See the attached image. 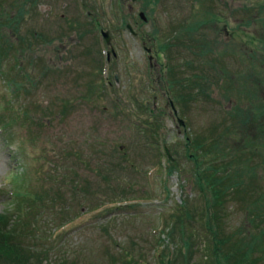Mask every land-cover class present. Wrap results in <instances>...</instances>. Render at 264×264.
Segmentation results:
<instances>
[{
    "label": "rangeland",
    "instance_id": "374dc122",
    "mask_svg": "<svg viewBox=\"0 0 264 264\" xmlns=\"http://www.w3.org/2000/svg\"><path fill=\"white\" fill-rule=\"evenodd\" d=\"M20 2L18 33L4 31L22 49L20 67L32 83L16 75L12 56L2 65L0 115L13 123L0 132V216L15 214L17 186L31 195L28 221L47 239L41 264H211L204 219L195 213L205 202L192 182L199 152L185 147L194 136L215 137L208 159L216 176L229 173L224 208L210 225L264 239V129L247 123L264 104V87L243 57L252 46L261 53L264 0ZM100 29L109 31V44ZM12 77L31 85L11 103ZM23 108L30 123L19 119ZM151 116L154 134L144 125ZM184 202L194 245L167 263L182 241L164 228L174 226L170 216Z\"/></svg>",
    "mask_w": 264,
    "mask_h": 264
},
{
    "label": "trees",
    "instance_id": "16d2710c",
    "mask_svg": "<svg viewBox=\"0 0 264 264\" xmlns=\"http://www.w3.org/2000/svg\"><path fill=\"white\" fill-rule=\"evenodd\" d=\"M5 3H8V0H0V72H2V65H5V63L8 62L12 56L15 60L14 66L18 70L15 71L16 69L14 68L16 75L21 74L25 80H28L30 78L29 73L22 71L18 59L23 51L22 49L19 50L15 48L17 41L13 39V35L11 33L8 35V32L6 34L4 31L5 28H7L12 29L15 34L18 33V27L21 19H17V14L22 16V14L25 13V4H22L20 0H14V6L9 7L4 6L3 4ZM121 5L122 3H120V6ZM245 9L246 11L250 10L249 7H245ZM205 13L207 15L211 14L210 12ZM121 17H124L123 14ZM124 19L121 20L124 22ZM261 21L264 29V19ZM179 39L180 37L176 38V40L174 39L173 43H180V41H178ZM257 41L258 39L254 40V42ZM29 45L30 43L27 44V46ZM243 57L247 61V65L253 68L257 85H262V87H264V84L261 82L264 81V40L261 45V53L258 54L257 49L255 50L252 46L250 51L243 53ZM9 79L10 81H6V87L11 92L10 102L12 103L13 100L19 97V91L23 89L25 90L27 84L31 85L30 83H32V80L29 79L30 83L26 82L25 85L24 83L17 82V78L15 79V77ZM240 84L241 83H237V86L239 87ZM257 85H255L256 87L254 86V88L258 89ZM240 88L243 92H246L245 86L241 85ZM254 88L250 91V95H252ZM19 111H21L18 112V114L21 115L19 119L25 118L26 122L30 123V120L28 119L30 116L28 117L27 114L28 109L23 108V110L20 109ZM148 112L150 113V111ZM151 118L152 119L148 122V125L145 123L144 125L149 128L147 132L154 134L157 125L154 122L153 116H151ZM5 119L6 118L0 116V124L3 125L4 128H8L10 124L13 123V119L11 117L7 118V121ZM248 120L249 122L247 123H254L253 125H255V128H261V130L264 129V104L261 105V107L258 105L255 106V108L250 111ZM241 121L245 122L247 120L245 118L244 120L241 119ZM213 139L202 140L201 138L194 136L193 138L185 140V147L187 151H198L199 155L197 156H199V159L201 160L195 161L194 156H189L191 159L193 158V162H195V169L193 168L192 170V182H196V188L198 187L197 190L203 193L202 196L205 198V202L203 201V207L196 209L197 211L195 213L198 216L200 214L204 219L202 224L203 231H205L208 236H206L207 238L204 240L202 245L206 249V255L209 257L211 264H264V239L262 240L257 238L256 241V238L253 237L252 234L244 230H236L232 232V235H228L219 223L215 226H211L209 223L211 222L209 216L215 215L219 209L224 208V197L226 195L225 185L229 181V173H226L221 177L216 176L219 171V167L215 166L210 158V160L208 159V154L210 152H214L215 154L217 149L215 148V146L218 145L215 137ZM223 158H226V156H221V159ZM167 162L170 167L173 166V168L176 169V165L172 162V160L168 159ZM169 166L168 169H170ZM53 176L54 174H52L51 178ZM14 191H16L15 201L17 207V210L14 211L15 214L13 216L10 214L0 216V261L3 264H37L36 262L39 261L38 264H41L40 261L44 257V253H47L48 251L44 248V242H46L47 239L43 237L44 232H41V229L33 227V225L28 221L29 217L35 215L32 211L33 207H30L29 209L32 213L24 209L25 204L29 205L30 201L28 200L31 195H28L29 193L27 191L25 193L22 192L18 186ZM208 195H210V199L208 198ZM36 196L39 198L41 197L39 194H36ZM25 200L27 202H24ZM179 207L180 210L178 211V214L170 216V218L175 220L174 226L170 225V227H165L164 232L171 240H173V234L176 232L180 233L182 244L180 248L177 249L179 252L178 254H175L172 258H170L169 255L165 256L167 263H170L177 255L183 256V253L186 252L187 254H190L192 250L190 247L194 245V241L192 239L195 237V234L187 225L192 214L189 212L190 209L186 202ZM37 217L38 214L33 221H36ZM213 219L216 220L217 218L213 216L212 221ZM28 239H37L36 244H33L32 246L29 245L27 242ZM52 241H54V239Z\"/></svg>",
    "mask_w": 264,
    "mask_h": 264
},
{
    "label": "water",
    "instance_id": "95a60500",
    "mask_svg": "<svg viewBox=\"0 0 264 264\" xmlns=\"http://www.w3.org/2000/svg\"><path fill=\"white\" fill-rule=\"evenodd\" d=\"M131 1H135V0H131ZM139 16H140V19H143V20L146 19L145 16H144V14H143L142 12L139 14ZM127 28H128V30H130V31L132 32V29H131V27H130L129 25L127 26ZM102 35H103V37L105 38L106 42L108 43V42H109L108 40H110V37H109L108 32H103V31H102ZM178 122H179L180 124H182V121H181V120H178ZM166 152H167V151H166Z\"/></svg>",
    "mask_w": 264,
    "mask_h": 264
}]
</instances>
